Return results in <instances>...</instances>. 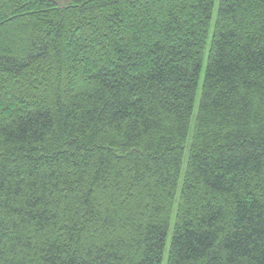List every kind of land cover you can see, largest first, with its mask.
Instances as JSON below:
<instances>
[{
    "label": "trees",
    "instance_id": "trees-1",
    "mask_svg": "<svg viewBox=\"0 0 264 264\" xmlns=\"http://www.w3.org/2000/svg\"><path fill=\"white\" fill-rule=\"evenodd\" d=\"M167 254L264 264V0H0V264Z\"/></svg>",
    "mask_w": 264,
    "mask_h": 264
},
{
    "label": "rangeland",
    "instance_id": "rangeland-1",
    "mask_svg": "<svg viewBox=\"0 0 264 264\" xmlns=\"http://www.w3.org/2000/svg\"><path fill=\"white\" fill-rule=\"evenodd\" d=\"M58 1L61 2V3H65L67 0H58ZM216 14H217V7H216V9H215V14H214L213 23H214V20H215ZM207 55H208V50H207ZM203 77H204V74H203V76H202L201 83H202V81H203ZM169 240H170V238H169ZM167 252H168V250H167ZM167 260H168V254L166 255L165 263H164V264L167 263Z\"/></svg>",
    "mask_w": 264,
    "mask_h": 264
}]
</instances>
